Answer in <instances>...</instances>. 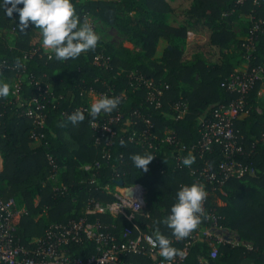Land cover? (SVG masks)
I'll list each match as a JSON object with an SVG mask.
<instances>
[{"label": "trees", "instance_id": "16d2710c", "mask_svg": "<svg viewBox=\"0 0 264 264\" xmlns=\"http://www.w3.org/2000/svg\"><path fill=\"white\" fill-rule=\"evenodd\" d=\"M73 3L81 17H96L128 36L141 50L98 42L95 50L75 60L50 59L51 54L41 47L39 30L30 25L21 32L18 14L7 17L0 9V80L10 84L9 95L0 98V204L14 198L24 208L17 232L20 243L33 249L52 224L83 217L91 200L102 204L113 201V191L123 181L125 185L139 183L146 187L149 217H138V223L145 233L153 235L158 228L169 237L177 250L172 263L184 253L180 264H205L201 259L207 264H264V113L257 110L264 83V0ZM241 22L244 24L237 32L236 23ZM190 27H196L205 37L195 43L193 59L186 58L182 47ZM250 39L251 52L247 49ZM161 41L169 46L158 57ZM205 49L218 50L220 62L208 56ZM243 61L247 62L244 70ZM254 67L262 69V78L246 94L244 112L235 120L241 150L233 156L253 169L254 175L231 177L218 186L200 176L199 171L208 165L223 178L221 165L226 157L222 144H214L203 155L192 147L201 140V120H209L214 109L227 107L240 97L225 86L232 75ZM138 76L164 85L160 107L148 101L145 87L136 88ZM17 83L21 86L20 98L14 93ZM90 93L120 97L117 109L95 118L101 127L109 116L121 115L118 124L112 125L113 134L100 137L91 127L87 111L85 120L75 126L67 119L78 108H90ZM32 99H39L46 107L44 127H38L25 114ZM179 102L187 106L181 118L173 109ZM128 119L129 126L134 124L138 129L145 127L143 119L150 121L151 132L159 140H165L168 131L174 133L187 149L180 154L166 141H159L156 150L130 142L123 129ZM146 152L154 158L145 172L134 166L131 157ZM189 155L194 162L186 166L183 160ZM96 163L101 165L98 170L87 172L83 168ZM55 165L59 174L56 182L51 179ZM194 182L205 186V207L215 214L218 225L236 232L241 240L251 243V248L221 243L212 258L213 246L206 240L186 247L184 239H176L160 223L175 202L178 188ZM107 185L110 191L105 189ZM99 218L119 241L126 240V232L136 237L125 218ZM128 259L133 264H153L147 255H131Z\"/></svg>", "mask_w": 264, "mask_h": 264}, {"label": "built area", "instance_id": "2783aa9c", "mask_svg": "<svg viewBox=\"0 0 264 264\" xmlns=\"http://www.w3.org/2000/svg\"><path fill=\"white\" fill-rule=\"evenodd\" d=\"M244 1L238 0V3ZM250 41L251 39L247 49L251 52L253 46L250 45ZM261 76L262 69L257 67L250 70L246 69L241 74H233L225 86L230 92L238 93L240 97L227 107L222 106L214 109L209 120H201V140L192 147V150L196 149L203 155L205 152L211 151L214 144H222L226 157V161L221 165L223 178L218 177L217 173L208 165L199 171L200 176H205L212 183H217L218 186H223L225 180L231 177L242 178L247 175H254L253 169L233 159L234 154L241 150L237 145L235 120L244 112L246 94L261 79ZM135 83L136 88L145 87L148 90V101L151 104L156 107L161 106V97L164 92L162 83H154L142 76L135 77ZM14 93L18 98L21 97L19 83L15 86ZM173 109L178 114L177 118H181L185 115L187 106L179 102L173 106ZM25 114L38 127L45 126L46 107L39 99H32L28 103ZM121 118V115L109 116L101 127L98 121H95L94 124L91 123V127L100 133V137L109 133L113 134L112 125L118 124ZM143 122L145 124L143 128L138 129L134 124L127 129L123 127L125 136L130 142L156 150L159 141L161 143L166 141L174 144L180 154L181 151L187 149L170 131H168L165 140H159L151 132L152 124L150 121L143 119ZM181 157L178 158L179 161H181ZM51 164L54 165V162L52 161ZM100 167L101 165L96 163L85 165L83 168L87 172H92ZM2 170L3 161L0 156V171ZM195 173L196 171H193V174ZM58 175V169L55 165L51 179L56 182ZM105 189L110 191L108 185ZM128 190L131 192V200L128 198ZM147 194L148 191L143 184L117 185L113 191V201L102 204L91 200L83 217L79 220H70L68 223L52 224L33 249L26 248L17 237L18 225L22 214L25 213L24 208L20 207L14 198L3 201L0 204V264H133L128 259V256L131 255H147L153 264H174L159 255V249L154 248L147 239L152 234L143 232L138 223V217H149L146 214ZM203 207L204 213L200 224L189 236L183 238L186 247L200 240H206L213 246L210 257L214 258L217 256V247L221 243L244 245L235 244L231 238L225 235L229 232L224 231L225 229L218 225L215 214L206 209L205 201ZM103 215L125 218L135 230L136 237L132 238L130 233L126 232L124 233L126 240L119 241L115 235L106 230L101 222L99 217ZM91 217H96V219L91 221ZM206 223L209 225L205 227ZM91 248H93L92 251ZM76 249L81 253L76 252ZM183 256L184 253L179 256L175 264H180V259ZM201 261L207 264L206 260L201 259Z\"/></svg>", "mask_w": 264, "mask_h": 264}, {"label": "clouds", "instance_id": "9594fccd", "mask_svg": "<svg viewBox=\"0 0 264 264\" xmlns=\"http://www.w3.org/2000/svg\"><path fill=\"white\" fill-rule=\"evenodd\" d=\"M10 5V6H9ZM22 5V7H19ZM0 9L4 15L12 17L18 14V29L23 32L30 25L38 29L42 37L41 47L48 51L50 59L58 61L75 60L89 50H95L99 34L87 17H81L77 12L73 0H0ZM10 93V84L0 80V98ZM121 100L118 96L101 95L91 103L90 108L82 111L76 109L67 119L75 126L85 120V111L90 117V123L101 113H111L117 109ZM154 156L151 153L135 154L131 157L134 166L142 171L148 170L149 163ZM194 157L189 155L183 163L190 166ZM128 198L131 200V192ZM205 186L201 183L182 185L175 193V202L171 205L168 215L160 223L171 230L176 239H183L198 227L204 213L203 203L207 198ZM149 243L159 249V255L170 261L177 250L172 241L158 228L153 235L147 237Z\"/></svg>", "mask_w": 264, "mask_h": 264}, {"label": "rangeland", "instance_id": "374dc122", "mask_svg": "<svg viewBox=\"0 0 264 264\" xmlns=\"http://www.w3.org/2000/svg\"><path fill=\"white\" fill-rule=\"evenodd\" d=\"M78 1L81 4H88V2L91 1V0H78ZM108 1H120V0H108ZM88 19H89V22L94 25L95 31L100 36V40L98 41L100 43V45L104 46L105 44H110V45H114L116 47L119 46V45H123L125 47L133 49L134 51H140L141 50V46H139V45L137 46L136 44L131 42L128 36L122 34L116 28L111 27V26H107L101 20L97 19L94 16H88ZM197 33H198V31H197L196 27H190L185 46L184 45L182 46L184 48V51H185V56L188 59H193V52H194L193 48H194V45H195V43H200L199 41L195 40V36H196ZM9 34L12 35L11 33H9ZM168 46H169L168 42L161 41V44L159 46L158 57L161 55V53L164 51V49H166ZM44 51L46 53H49L46 50H44ZM205 51H206L208 56L212 57L213 60H215V61L218 60L219 61V58H218L219 57V52H218V50L211 51V50L205 49ZM246 65H247V62L244 63V61H243L241 63L242 70H244L246 68ZM238 70H239V72L242 71L240 69H238ZM261 78H262V76H261ZM16 85L17 84H15V86ZM100 96L101 95H96V94L90 93V95H89L90 104L92 102H94L96 99H98ZM71 98L72 97H70V99ZM257 110L259 112H263L264 113V83H263V85L261 87V90H260L258 98H257ZM126 122H128V125L125 127V129L129 128L131 120L129 122V119H128ZM35 202L38 203V199ZM208 225L209 224L206 223L204 226L206 227ZM223 229H225L224 231L229 232V233H225V235H227L229 238H231L232 241L235 244H244L245 246L251 248V243L241 240V238L238 236V234L236 232L228 230L226 228H223Z\"/></svg>", "mask_w": 264, "mask_h": 264}, {"label": "crops", "instance_id": "0c3cea01", "mask_svg": "<svg viewBox=\"0 0 264 264\" xmlns=\"http://www.w3.org/2000/svg\"><path fill=\"white\" fill-rule=\"evenodd\" d=\"M244 23H245V21H244ZM243 22H241V23H236L237 24V27H236V31L237 32H239L240 30H241V28L239 27V25H241V24H244ZM198 31V30H197ZM195 40L196 41H199V42H203L204 40H205V37L200 33V31H198V33L196 34V36H195ZM245 63V62H244ZM247 66V65H246ZM241 69H242V67H241ZM260 113H263V112H260Z\"/></svg>", "mask_w": 264, "mask_h": 264}, {"label": "water", "instance_id": "95a60500", "mask_svg": "<svg viewBox=\"0 0 264 264\" xmlns=\"http://www.w3.org/2000/svg\"><path fill=\"white\" fill-rule=\"evenodd\" d=\"M119 186H123L124 185V182L123 181H119Z\"/></svg>", "mask_w": 264, "mask_h": 264}]
</instances>
